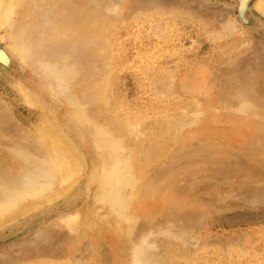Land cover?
Segmentation results:
<instances>
[{"label": "bare ground", "instance_id": "obj_1", "mask_svg": "<svg viewBox=\"0 0 264 264\" xmlns=\"http://www.w3.org/2000/svg\"><path fill=\"white\" fill-rule=\"evenodd\" d=\"M250 1L239 0L238 4L244 9ZM65 3V0H0V44L4 46L0 48V85L5 89L14 88L18 91L17 97L11 101L18 105L21 113L27 114L32 109L34 112L33 117L23 122L22 130L16 129V132L11 126L5 130L0 129V238L7 232L22 229L32 219L49 214L55 216L44 222L43 229H48L49 235H53L51 248L56 250L54 252L61 253V260L48 257L46 260H49V264H195L194 258L198 253H193L191 248L195 243L190 246L196 240L193 239L195 230L181 229L174 224L181 218H190L201 212L203 208L199 205L202 201L206 202L207 207L204 209H210L215 204L222 209L228 206L227 201L223 200L264 182V126L260 123L248 138L260 150L253 174L238 165L232 169L229 155L221 158L212 152L202 158L203 165L197 164L195 159H188L185 166L172 169L171 166L178 161L180 153L176 144L190 146L206 135L221 139L217 133L211 134L208 131L205 134L200 129L203 125L200 120H195L196 129L190 128L192 119L187 122L192 117L200 119L198 106L201 108L208 97L189 99L191 103L190 106L189 103L186 104L189 108L186 107L188 111L185 114L162 112L151 117L149 114H135L122 109L114 103L115 79L111 74L118 67L109 72L112 65H109L110 58L115 51H108L115 42L112 39L115 33L111 28L114 26L112 21L117 24L120 21L109 16L111 14L103 7L104 12L101 8H88V4L79 7L78 3L74 6L75 2H70L69 7L67 5L68 8L64 9ZM251 11L254 17L264 22V0H253ZM106 14H109L112 21ZM124 21L126 20L122 22ZM167 23L155 27L153 35L156 34L154 32L159 35L166 33L167 29H162L167 27ZM84 24L89 29L83 27ZM97 24L103 27H98ZM93 25L98 28L95 30ZM159 27L162 32L156 31ZM172 29L173 26L170 30L173 31ZM94 30L96 32H92ZM97 30L99 34H95L98 33ZM159 35L158 37L161 36ZM162 35L165 40L166 36ZM117 37L120 38V35ZM84 43H90L89 46L93 44L91 53L94 59L104 57L103 61L106 63L98 61L106 64V73L110 66L108 78L105 79L104 75L105 82L103 77L99 81L97 74L96 80H91L87 76L90 74L85 73L86 78L83 77L77 85L79 67L73 62L77 68L75 72V68L69 63L71 60H68L67 49ZM97 47L102 48L103 52L108 47V52L103 54ZM47 51L51 53L49 58H45ZM167 51L170 53L168 49ZM38 53L43 57L39 58ZM98 53H102L99 54L101 58ZM6 58L14 63L19 62L22 70L27 66L37 72L39 68V74L44 78L41 82L30 79L28 85L26 78L21 80V76L16 78L11 74L13 71L6 63ZM152 66L154 67L153 64ZM34 71L32 73H36ZM68 73L78 78L76 80L73 76L78 86L74 94L71 92L74 89L68 91L71 83L69 80L72 79V74ZM164 73L161 91L167 89L168 78L173 80L171 84L183 86L189 92L190 87L201 89L207 86L206 79L196 82L185 78L179 71H175L173 75L166 70ZM151 80L149 78V83ZM154 83L151 82L150 86L156 85ZM226 88L215 103L220 115L261 117L264 114L255 107V101L252 102L255 105L247 103L241 97H238L241 98L238 101L237 93L231 91V86L230 92ZM88 94H91V99ZM181 98L183 97L178 95L171 100ZM19 103H23L21 107ZM16 112L12 103L0 99V126L10 124L15 119ZM161 120L169 125L166 133L155 134L150 131L148 123ZM192 157L197 159L196 156ZM213 157L224 160L222 164L226 167L231 166L237 179L236 184L223 185L218 189L211 187L209 192H200V184L216 181L218 177L215 164L209 160ZM219 164L217 163L218 166ZM62 207L66 209L64 212H61ZM179 210L183 212L178 214ZM29 232L30 230L24 232L26 236L21 239V244L27 247L31 236ZM238 250L243 252L242 248ZM244 252V255L247 254ZM40 259L41 257L39 260L37 258V261ZM25 260L19 262L18 259L17 262L14 259V262L34 264L35 259L31 262H28L30 258ZM210 264L222 262L214 261Z\"/></svg>", "mask_w": 264, "mask_h": 264}, {"label": "rangeland", "instance_id": "obj_2", "mask_svg": "<svg viewBox=\"0 0 264 264\" xmlns=\"http://www.w3.org/2000/svg\"><path fill=\"white\" fill-rule=\"evenodd\" d=\"M65 1H67V3L64 4V9H66L67 5L69 7L71 4L70 2H75V4H73L74 6L78 3L77 6L79 7L82 4H88V8L93 10L101 8L100 10L102 11L106 9V12L111 14H108L109 16L116 17V20L120 21L119 25L116 21H112L106 14L114 25L111 27L109 22V27L115 32L112 38L113 41H115L112 46L113 48L111 47V49L108 50L109 53H111L110 51L115 52L113 55L111 54L110 62H108L109 65H115L113 67L110 65L111 69L109 72H111L112 68L114 70V67H118L111 72L115 79L113 82V91L114 103L116 105L135 114H149V116L155 117L162 114V112L164 114L170 112L171 114H185L191 103L189 99L191 100L192 97H196L195 99L208 97V100L201 104V108L198 106V111L201 115L200 119L192 117L188 119L187 122L193 120L194 122L192 121L190 128L196 129L195 122L200 120V123H203L200 129L205 134L208 131L211 134L217 133L221 136V139L206 135L202 140L195 141V143H192L190 146L187 144L189 142L185 143L187 145L176 144L178 145L177 148L180 153L178 161L176 160V163L172 164V169H179L180 166H185L189 161L188 159H195L197 164L203 165L202 158H205L208 153L212 152L216 153V155L221 158L229 155L231 159L229 164L232 166H230L232 169L238 165V167H241L244 171H250L252 174L255 173L257 166L256 157L260 155V150L259 146L252 144L248 138L252 136V132L260 123L264 126V114L261 117H246L241 114L224 116L220 115L218 109L215 107V103L221 98V94L225 90V87L229 89V86H231V91L233 90L232 92L237 93L236 99L238 101L244 98L245 101L251 105H255L252 104V102L254 103L255 101V107L264 112V61H262L264 60V22L262 23L261 20L253 16L251 11L253 0H251L246 7L248 9H241L238 4L239 0ZM84 6L85 5H83V7ZM118 18H120V20ZM166 18L167 20H165ZM121 19L126 21L123 23ZM92 22L95 23L94 21ZM166 22H168V25H166L167 27H165V29L164 27L163 29L159 27L158 30H156L162 32L159 29H167V31H165L167 34L162 33L166 36V39H163L165 37H163L161 33L160 35L163 38L157 34L158 32H154L156 34L153 35V31L158 25L166 24ZM114 23H116V26ZM86 26V24L83 25V27L88 28ZM93 26V28H95V25ZM97 26L103 27L101 25L99 26V24H97ZM172 26L173 31L170 30ZM95 30L92 32H96ZM209 30L212 32H209ZM98 31L99 30H97V32ZM95 34H99V32ZM118 35H120V38L117 37ZM158 35L160 37H158ZM117 38H119L118 43ZM89 44L85 45L84 43L81 46L77 44L79 47L75 45L77 47L72 46L71 49L67 47L70 49H67L69 52V59H67L71 60L69 63L72 65L73 62L76 63V67H79L78 70L80 72H78L79 76H77L79 80L72 74L73 72L70 73L72 74V76H70L72 79L69 78L71 83L68 91L74 89V91H71L73 94L76 92V86L79 85L82 81L81 79L85 77V73L86 75L90 74L87 76H90L91 80H96L97 77H99L97 78L99 81L102 77V80H104V75L105 79L108 78L107 73H109L108 69L110 66L106 73L107 67L104 66L106 64H101L103 62L106 63V61H103L104 57L98 59L100 62L103 61L101 63L97 59H94L91 53L93 44L90 46ZM115 46H117V49ZM165 47H167L170 53H168ZM0 48H4L3 44H0ZM98 48L99 47H97V49ZM107 48L104 52L102 48H99V50L104 54L108 52ZM169 48L172 49L170 50ZM94 49L96 48L94 47ZM116 50H119L118 52L121 51V54H118ZM161 50L162 53L160 54ZM43 52H41V54ZM47 52L48 55L45 53L47 55L45 58L51 56V53H49V51ZM163 52H166L169 56ZM102 53H98V55H102ZM41 54H37L39 58L43 57ZM100 55L98 57H100ZM35 57L37 58L36 54ZM108 59L106 58V60ZM6 60V63L10 65L13 71L11 74L16 78L17 76H21V80L26 78L25 80L28 85L30 79H37V82H41L44 78V76L41 77V74H39V68L38 70L37 68L35 69L37 72L27 66L22 70L19 62H11L10 58H6ZM67 61L65 63H68ZM76 67H74V71L77 69ZM119 70L122 71L120 72ZM165 70L167 73H172V75L175 71H179L185 78L196 82H202L206 79V81H208L206 83L207 86H203L201 89L198 87H190L189 92L188 89L182 88L183 86L179 87L177 84H171L173 80L168 78L166 80L167 89L161 91V81H164L162 76L165 75ZM32 71L38 74L32 73ZM162 71L164 72L162 73ZM95 74H97V77ZM73 76L79 81L77 82L78 84ZM149 78L150 80L152 78L151 82H155L154 84L156 85L150 86L151 82L149 83ZM157 80L159 81L157 82ZM154 87L158 89L155 93L154 91L156 89H154ZM171 93H173L172 97ZM17 94L18 91L14 88L8 90L0 85V99L12 103L17 110L15 119H12L10 124L0 126V129L5 130L8 126H11L15 128V131L16 129L20 131L22 130L21 127L23 122H27V120L34 115L33 109L28 111L27 114L21 113L18 109V105L11 101L17 97ZM178 95H181L183 98L176 101L174 99L171 100ZM88 96V98L91 99V94H88ZM212 98L214 99L211 101ZM188 103L189 106L186 105ZM22 104L19 103V106L21 107ZM153 122L155 121H150L148 123L150 131L155 134L166 133L169 125L166 124L165 121ZM192 156H196L197 159ZM209 160L212 164H215L214 167L217 168L218 177L216 181H206L200 184L198 186L200 192H209L211 191V187H217L218 189L223 185L230 184V186H233V183L236 184L235 181L237 179L230 167H226L222 164L224 160L215 157ZM217 163H220V166H218ZM32 168L33 166H31V169ZM222 169L224 171H222ZM226 170L228 172H226ZM205 198L209 199L207 195H205ZM223 201H227L228 206L222 209L217 208L216 204L210 206V209H204L207 207L205 205L206 202L200 201L201 204L199 206L203 208L201 212L190 218H181L174 224L181 229L183 228L189 231H192V229L195 230V237H193V239L198 241L196 242V240H194V242L190 243V246L193 243L196 244H194L195 248L194 245L191 246L193 253H198V256L194 258L195 264H203L204 262L205 264H210L211 262L214 263V261L222 262V264H264V182L260 185L245 188ZM65 210L66 209L63 207L61 208V212ZM180 212H183V210H179L177 213L179 214ZM53 216L43 214L38 218L30 220L21 227L22 229L16 232H7L3 235V237L0 238V264H15L14 259L17 262L18 259L19 262H21V260L24 262L26 261L25 259L28 258H30L28 262L35 259L36 261H33L34 264H36L35 262H46L45 264H49V260H46L48 257L61 260V253H58V251L54 252L56 250H53L50 246L53 235H49L50 232H48V229H43L44 222ZM28 230H30L29 233H31V236L28 240L29 246L27 247L21 244V239L26 236L23 233L26 231L28 232ZM46 232H48V234H46ZM48 236L50 237L48 238ZM237 241H239V243ZM253 241L254 243H252ZM14 244H16V247L13 248ZM216 245H219V247ZM201 246L203 249L200 248ZM233 246L235 247L232 248ZM238 248H242L243 252L247 251L244 252L247 254L244 255ZM240 253H242L241 256H239ZM43 255H45V257H43ZM39 257L43 260L40 259V261H37ZM17 262L16 264H20Z\"/></svg>", "mask_w": 264, "mask_h": 264}]
</instances>
